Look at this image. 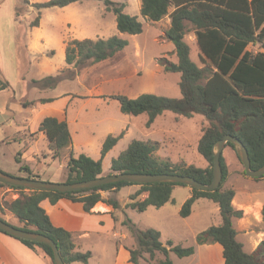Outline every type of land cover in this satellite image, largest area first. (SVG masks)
Instances as JSON below:
<instances>
[{"label":"rangeland","instance_id":"1","mask_svg":"<svg viewBox=\"0 0 264 264\" xmlns=\"http://www.w3.org/2000/svg\"><path fill=\"white\" fill-rule=\"evenodd\" d=\"M46 1L49 0H0V81L10 84L9 89L0 91V169L26 178L25 174L15 170L17 163L22 162L23 170L28 166L33 168L39 180L65 183L71 154L75 157L84 154L100 160L106 138L122 132L124 136L103 159L104 175L109 174L112 161L134 140L159 142L157 156L161 159L206 169L209 163L198 151L203 130L209 126L204 116L187 118L168 111L147 127V114L125 115L119 102L109 98L116 94L137 98L144 93L181 97V74L165 71L162 62V59L178 62L175 47L166 36L174 7H170L169 15L163 20L154 23L142 16V0H111L125 3L124 12L142 23L141 34L129 35L118 31L115 14L106 10L105 0L77 2L65 8H46L39 12L34 4ZM39 15V27L32 28L31 23ZM113 36L128 42L127 47L113 58L83 68L66 64L68 41L106 40ZM185 40L191 47V59L199 67H204L194 32L189 31ZM248 49L256 53L260 46L250 45ZM73 72L72 78L66 79ZM61 74L64 78L55 86L43 87L35 83ZM43 99L56 101L41 112L38 107L43 104ZM32 101L37 107L35 110L31 106L25 107ZM58 110L67 112V115L52 113ZM61 116L69 120L73 145L55 158L49 150L46 135L39 132L38 124L44 118ZM27 148L32 149L33 156L18 161ZM223 155L228 168L223 188L235 191L233 206L243 211V217L234 220L237 239L246 252L253 253L264 242V178L248 177L232 148L226 147ZM134 187H124L117 195L121 208L116 210L115 229L108 230L100 239L99 233L92 231L90 238L80 241L81 251L94 254L88 264H112L115 256L109 255V251L114 254L116 244L127 249L136 248V232L146 229L159 231L164 245L173 241L184 248H195L190 257L179 258L170 253L174 264H225L221 245L197 242L198 235L221 224L215 203L199 199L194 203L191 215L183 218L180 212L192 191L190 187L177 185L172 194L174 203L161 208L151 206L139 212L127 208L131 194L136 192ZM19 196L20 193L14 190H0L1 199L12 201ZM146 197L147 193H143L139 200ZM2 216L21 226L8 212ZM114 233L117 237L113 236ZM108 234L110 236L106 238ZM161 258L160 253L154 260L146 255L141 264H155Z\"/></svg>","mask_w":264,"mask_h":264},{"label":"trees","instance_id":"2","mask_svg":"<svg viewBox=\"0 0 264 264\" xmlns=\"http://www.w3.org/2000/svg\"><path fill=\"white\" fill-rule=\"evenodd\" d=\"M83 1L89 0H49L36 3L34 6L40 12L42 9L65 8ZM104 3L106 10L115 14L120 33L139 35L143 32L142 23L124 12L125 3L111 0H105ZM172 6L174 11L170 15L171 25L166 31V36L175 47L178 62L172 63L167 59H162V62L165 71L181 74L179 82L181 97L169 98L144 93L137 98H129L123 94L110 95L109 98L119 102L120 110L125 115L147 114V127H151L157 117L168 111L187 118L194 115L204 116L209 126L203 130L198 151L209 166L201 169L185 163H172L157 156L161 145L159 142L134 140L112 161L108 175L177 174L210 184L213 179V148L227 135L237 137L243 142L248 150L252 169H260L264 166V0H142L141 14L147 20L157 23L169 15ZM40 19L39 15L31 23V27H39ZM189 31L195 34L204 67H199L191 59V47L185 40ZM127 45L128 42L118 36L106 40L73 39L66 44L65 62L75 68L95 65L113 58ZM250 45H259L260 51L256 53L250 51L248 49ZM73 75L74 72L66 79L72 78ZM63 78L61 74L35 83H40L43 87L55 86ZM9 87V82L0 81V91ZM53 101L54 99H45L41 100V103ZM34 104L35 102H27L25 107ZM39 132L46 135L49 150L55 158L73 145L66 120L47 117L40 123ZM124 134L122 132L120 135H109L106 138L100 160H94L84 154L78 157L71 154L65 183L107 176L103 174V159ZM226 147L235 151L231 143ZM221 164L223 169L221 186L215 191L191 189L192 195L183 205L180 215L183 218L189 217L194 203L199 199L212 201L219 208L221 224L212 226L198 235L197 242L221 245L225 264H264V242L255 252L248 253L237 239L234 220L241 219L243 211L233 206L235 191L223 188L228 178L224 155L221 157ZM26 170V178L39 179L29 168ZM133 185L135 184L120 182L85 191L60 193L32 191L0 183V190L6 188L20 193V196L12 201L0 198V219L19 229L50 237L57 244L65 264L77 262L88 264L92 257L91 252L78 251L75 234L56 227L41 203L48 200L52 205H56L60 200L68 199L73 203L82 204L84 211L89 214H93V209L99 202L107 203L118 210L121 208L119 201L115 197L105 199L103 193L117 194L122 188ZM177 185L179 184L135 185L139 186L140 190L130 196L127 208L144 212L151 206L161 208L168 203H174L172 194ZM143 193H147V197L139 200ZM6 212L17 219L21 226H16L3 218L2 215ZM0 232L4 233L1 230ZM17 240L31 250L44 254L51 264H55L53 250L48 245ZM136 241V248L128 249L132 264H141V260H146V255L154 260L157 253L163 255V258L157 260L155 264H174L170 259V253L176 254L179 258L190 257L195 253L194 247L184 248L175 245L173 241H168L164 245L161 233L155 229L137 231Z\"/></svg>","mask_w":264,"mask_h":264},{"label":"water","instance_id":"3","mask_svg":"<svg viewBox=\"0 0 264 264\" xmlns=\"http://www.w3.org/2000/svg\"><path fill=\"white\" fill-rule=\"evenodd\" d=\"M231 143L244 166L245 173L248 177L258 179L264 177V166L258 170L251 167V160L246 146L241 140L232 135H227L218 141L213 148V179L210 184L202 183L190 176H182L177 174H144V173H121L112 174L103 177H98L88 181L77 183H53L45 182L39 179H30L16 177L0 171V183L13 187H20L32 191H52L60 193H71L94 189L104 185L115 184L120 182H127L135 185L155 184V183H170L179 184L202 191H215L223 181V169L221 164V157L227 144ZM0 230L7 235L30 242L48 245L52 248L54 253L55 264H65L63 261L57 244L48 236L19 229L8 222L0 219Z\"/></svg>","mask_w":264,"mask_h":264},{"label":"crops","instance_id":"4","mask_svg":"<svg viewBox=\"0 0 264 264\" xmlns=\"http://www.w3.org/2000/svg\"><path fill=\"white\" fill-rule=\"evenodd\" d=\"M44 100V99H43ZM56 99L52 103L41 104L40 110L43 112L44 108H47L50 105L55 103ZM34 102V101H32ZM29 107V106H28ZM34 110L37 109L35 105L31 106ZM42 108V109H41ZM68 109V108H67ZM33 110V112H34ZM54 115L62 114L67 115V112L58 110L57 112H52ZM55 117L59 120H65L66 118ZM45 119V118H44ZM43 119V120H44ZM42 120V121H43ZM41 121V122H42ZM40 122V123H41ZM69 120L67 121V123ZM38 124V129L40 126ZM42 133V132H41ZM32 140H35L33 137ZM24 155H20L19 161L25 160L33 156L32 149L27 148L24 152ZM22 162L17 163L15 170L21 172L22 174L27 175V170H23L24 166H21ZM29 168V166H28ZM35 176L34 169L29 168ZM16 176V174H10ZM38 177V176H37ZM136 192L139 191L140 187H134ZM135 192V193H136ZM133 193V194H135ZM131 194V195H133ZM117 194L111 192H104L103 197L108 199L110 197H115L117 199ZM118 200V199H117ZM120 203V202H119ZM41 206L46 210L47 214L50 216L52 223L56 227L64 228L69 232L75 234V242L77 244V250L81 251V242L82 240H86V238L91 237L92 231H96L99 233V238L104 233H107L108 230L115 229L116 225V210L113 206L99 202L93 209V214L86 213L83 209V205L80 203H73L68 199L60 200L56 205H52L48 200H45L41 203ZM121 206V204H120ZM110 234L106 235V238H109ZM116 236V233L113 234ZM117 237V236H116ZM79 240V243H77ZM118 243V242H117ZM114 254L109 251V255L115 256L112 264H132L130 262V252L129 250L122 245H115ZM84 253V252H83ZM94 254L92 253V257ZM91 257V258H92ZM0 264H51L50 261L45 257L44 254L40 252H35L24 245L21 241L11 237L7 234L0 232ZM73 264H83V263H73Z\"/></svg>","mask_w":264,"mask_h":264}]
</instances>
